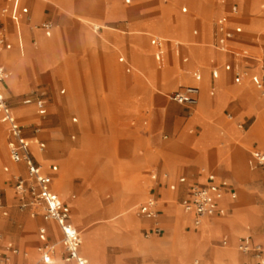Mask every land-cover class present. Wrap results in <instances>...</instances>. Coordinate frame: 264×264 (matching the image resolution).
I'll use <instances>...</instances> for the list:
<instances>
[{
  "label": "rangeland",
  "instance_id": "1",
  "mask_svg": "<svg viewBox=\"0 0 264 264\" xmlns=\"http://www.w3.org/2000/svg\"><path fill=\"white\" fill-rule=\"evenodd\" d=\"M89 1L105 2L110 6H113L115 1L120 14L104 18L101 10L87 4L86 0H52L51 5H46L41 0H0V28L6 30L9 36L13 35V40L17 43L16 48L13 44V49L6 52L11 53L13 58L10 57L9 60L5 57L7 62L9 61L6 97L18 119L24 123L26 135L32 138L38 134L37 140H46L43 151L39 150L37 142L30 144L33 145V152L42 171L51 173L52 165H58L57 172L53 174V188L55 187L67 203L71 220L80 232V251L92 264H102L94 239L103 233L105 264H171L174 256L190 259V264H202L203 256L198 253H201L209 242L202 239H207V236L212 238L220 228L218 221H223L226 225L224 230H221L222 233L220 232L218 237L209 239L211 242L208 244V250H234L238 256L237 264H255L256 259L250 254L238 251L236 236H253V231L264 232V170L251 171L247 166L252 146L264 147V98L259 87H264V64L263 69L251 82L252 71H247L239 79L222 76L218 80L219 87L224 82L230 91H233L250 83L247 92L231 96L212 118L209 119L204 114L201 122L196 121L211 107L210 97L207 100L203 98V82L207 83L208 78L207 59L199 52L193 51L191 61L186 65L187 68L197 67L204 73V79L200 83V100L192 115L183 105L169 98L172 90L179 84L190 83L191 79L179 76L172 86L166 88V80L161 78L159 83L154 80V88L150 78H144L141 73L143 67L135 62L136 58L131 56L129 47L131 41L145 38L142 55L148 57L154 65L153 50H148V37L139 33L147 31L142 24L148 22L149 32L162 35L166 41L167 54L160 71L164 76L172 77L178 71V59L171 51V41L176 38L175 35L189 44L190 49L205 45L204 42L197 46L190 43L188 32L191 33L194 21L189 23L187 32V25L181 24V19L178 20L172 14H161L160 7L170 5L173 0H131V3H126V0ZM205 1L208 4L214 2ZM237 2L240 5L241 0ZM38 3L50 9L49 17L54 23L49 38L51 49L46 60L40 56L42 44L38 38V28L44 17H41L42 7ZM29 4H38L35 23L32 20L31 7L28 9ZM6 5L8 12L3 15L2 7ZM15 5H21V8L14 17L12 11ZM181 5L183 1L179 0V12ZM250 11L251 7L244 4L238 16L242 17L241 14H249ZM74 12L80 13L81 18ZM191 14L198 15L190 10L188 15ZM95 15L101 17L93 21ZM143 16L147 17L133 19ZM14 22L19 24L23 39L11 34ZM95 24L100 26L97 32L92 28ZM244 27L249 35H253L257 30L245 24ZM208 35L211 40V23ZM89 36L93 43L95 37L100 38L104 46L91 45ZM33 38L38 41L35 45L32 43ZM118 41L127 44L125 57L114 46ZM256 44L259 46L256 52L260 60L263 46ZM35 53L38 54V60L25 61ZM15 60L22 64L19 69L16 68ZM262 60L264 62V55ZM127 67L131 68L130 72L126 71ZM160 82L166 87L163 88ZM62 89H65L63 94ZM218 94L219 89L212 99H218ZM69 96H72L71 102L66 100ZM39 98L46 101L42 108L37 106ZM135 100H140L145 107L136 112L127 110L126 106ZM239 100L252 103L254 109L250 112H237L233 104ZM93 102L99 107L97 113L94 112ZM96 115H100L99 125L94 120ZM73 117L78 118L77 123H73ZM190 118L196 122L190 124ZM144 120H147V125L142 129L140 124ZM133 121L135 125H132ZM208 123L212 125L206 127ZM83 126L94 138L91 147L84 145V137L80 133H77L74 140L70 138L74 130ZM6 137L7 131L0 123V233L3 237L0 247L11 241L20 253H27L26 264H43L42 259L46 257L43 258L38 250L41 245L38 229L45 226L47 221L43 218L42 207L31 205L22 208L19 205L15 176L21 173L13 169V163L8 156ZM165 138L174 145L182 138L184 145L191 148L196 146L194 139L197 140V149L189 151L169 146L168 149L171 148L179 154L194 156L199 149L208 148L198 153L192 161L180 162L168 159V152L156 148L157 140ZM136 141H140V149L132 153V146ZM217 147L224 150L225 154ZM6 166L9 167L8 171L4 170ZM203 167L206 168L205 171ZM209 172L219 173L231 180L235 184L237 196L232 202L224 201L227 207L233 209L230 213L209 219L210 227L203 226L204 221L208 219L204 218L201 230L197 232L193 231L191 220H187L184 214V194H178L167 205L163 202V196L169 192L176 194L169 186L177 185L180 177L185 176L187 180L180 187H187ZM151 174H156L157 179L152 180ZM21 175L26 176V169ZM87 182L91 184L88 189L84 188ZM134 182L140 185L141 193L124 201L123 204L129 208H112L135 189L131 187ZM149 192H155L156 195L159 193L160 211L154 219L146 218L138 210ZM83 194L89 195L84 209H74L70 202H79V199H75ZM4 210L7 211L6 215L3 214ZM135 217L143 222L134 230V233L144 240L142 242H145L140 248L141 251L134 250L132 245L126 242L129 232L122 230L130 225L137 226L140 220ZM229 224L233 236L228 230ZM153 226L159 227L162 234L146 232ZM106 231L109 235H106ZM224 235L229 239L225 246L220 243ZM61 239L56 227L54 236L50 238L54 253L49 254V264H74L66 261ZM255 243L264 247L259 242ZM19 261L22 262V258H19ZM224 262L228 264L229 260L225 259Z\"/></svg>",
  "mask_w": 264,
  "mask_h": 264
},
{
  "label": "crops",
  "instance_id": "2",
  "mask_svg": "<svg viewBox=\"0 0 264 264\" xmlns=\"http://www.w3.org/2000/svg\"><path fill=\"white\" fill-rule=\"evenodd\" d=\"M43 3H45L46 5H51L52 4V0H41ZM179 0H173V2L170 5H166V6H161V14L165 15H173L174 17L181 19V24L187 25L186 31L188 32V25L189 23H191V20L194 21L195 25L190 32H188L189 38H190V43H192V45L197 46L200 43H203L205 45L202 46H197V47H193V48H189V44L184 43L183 41H181L177 35L176 38H173V40L171 41V51L173 52V54L177 57L178 59V64H177V73H175L172 77H166L162 74V72L160 71L162 69V66L164 65V61H165V56L167 54V50H166V46H165V39L162 37V35L160 34H153L152 32H149V28L147 26V23L142 24V26H144L147 31L144 32H139L141 34L147 35L148 37V42L150 47L148 48V50H153V61H154V65H152L151 60L146 57L143 56L142 54L144 53V47L142 44H144V40L145 38L140 37L139 39L133 40L131 41L130 44V53L132 57H135V62L138 63L141 67H143L142 70V74L144 76V78L149 77L150 78V82L151 85L154 87V80L159 83V80L165 79V84L167 85V87L163 84V82H160L163 86V88H169L170 86H172L173 83H175V80L177 77H188L189 79H191V82L188 84H179L174 90L171 91V94L177 90H180L184 87H188V86H193V87H197L198 88V95H197V102L193 105H189V104H180L183 105L186 109H188L190 112L193 113L195 112L194 107H196V105H198L199 100H200V96H201V82L204 79V73L197 67H190L187 68L186 65L189 64V62L191 61V57H192V52L196 51L199 52L203 58L207 59V68H206V72L208 74V78H207V86L205 88V91L207 92L208 96L211 99V107H209L207 110H205V113H202L200 116L199 120L196 121H202V116L205 114L210 118H212V116L215 113H218L220 111V109L222 108V106L226 103V101L231 97V96H239L241 94H243V92H247L248 88H249V84H246L245 86H239L238 88H236L233 91H230L229 86L226 83H222V85L219 87V83L218 80L223 76V77H231L232 79H239L243 74H245L247 71H252L251 72V76H250V82L252 79H254L257 74L260 72L261 69H263V60L262 57L264 55V0H260V2L255 1V0H241L240 5L237 2V0H214V2L212 4H208L205 0H182L183 1V5H181L180 7V12L177 9V2ZM31 3V2H29ZM86 3L89 4L90 6H94L96 8H98L99 10H101L103 16L102 17H106V18H111V17H115L118 14H120V12L117 10V6L115 4V1H113L112 5L110 6L109 4L105 3V2H95V1H89L86 0ZM126 3H131V0H126ZM39 4V3H38ZM38 4H29L28 5V9H30L31 7V11H32V20L33 22H37V5ZM244 4L248 5L251 7V11L249 12V14H241L242 17L238 16L239 12L241 11V8H244ZM22 5V4H21ZM21 5L19 6H14V10L12 11V16H17L19 9L21 8ZM42 7V14L41 17H44L41 24L45 21H50L51 23H53V20L49 17L50 14V9L49 8H45L41 5V3L39 4ZM237 7L236 11L232 10L233 6ZM253 5V6H252ZM3 8H7V5L2 7ZM191 11H195L198 13V15H188ZM3 14V13H2ZM6 14V13H5ZM3 14V15H5ZM74 14H77L80 18H81V14L78 12H74ZM98 15H95V17L92 18V20H96L98 19ZM144 17L147 16H143V17H138V18H133V19H143ZM219 19H224L226 21L227 26L230 29H235L236 27H241V32L235 34V36L231 39H228L225 43V48L222 49L219 46V33L217 30V21ZM241 20V21H240ZM243 21V22H242ZM25 23L27 25L28 22L25 20ZM210 23H211V40L209 39V27H210ZM245 25H249L251 28H255L257 29L256 32L253 35H249L246 32V29L244 27ZM53 28H54V23H53ZM93 30L95 32H97L98 30H100V26L95 24L93 25ZM3 29V28H2ZM39 29V40L42 44V53H40V56L42 59L46 60L48 59V51L51 49V40L49 39L51 37L47 36L44 32V30L41 28ZM7 34L8 37V41L11 43V48L8 50H3L0 53V64L4 65L5 68L7 69L8 72V62L5 58V54L6 52H9L10 50L13 49V44L15 45V48L17 46V43H15V41L13 40V35L12 37L9 36L8 32L6 30H4ZM53 31V29H52ZM255 31V30H253ZM179 33V31L177 32ZM11 34H16L18 35V37L22 38V33H21V28L19 26L18 23L14 22V26H13V32ZM52 34V32H51ZM37 36V35H36ZM102 40H100V38L95 37L94 43L93 40L91 39V37L89 36V43L91 45H102L104 46L103 42H101ZM37 40L36 38L32 39V43L35 45L37 44ZM260 44L263 46V53L261 55V59L259 60L258 54L256 52V49L259 48V46L256 44ZM114 46L119 49V51L121 52L122 56H124V54L126 55L127 50H126V46L127 44L124 43L123 41H118L117 43L114 44ZM258 50V49H257ZM38 54L35 53L30 57H27L25 59V61H34V60H38L37 56ZM138 55V56H137ZM256 61H258V63H256ZM16 62V68L19 69L21 67L22 64H20L18 61H14ZM226 65H230V68L227 69ZM127 72L131 71L130 67L126 68ZM9 74V73H8ZM200 75V78H197L196 75ZM146 76V77H145ZM7 80V79H6ZM7 82L5 81L4 84V89H5V96H6V91H7ZM155 88V87H154ZM217 89H219V98L218 99H212L213 96H215ZM65 92V89L61 90V94H63ZM158 92V91H157ZM159 93V92H158ZM171 94L169 96L170 100L171 99ZM71 97L69 96L68 99H66L67 101L71 102ZM7 98V97H6ZM39 100H42L43 103L45 104V100L39 98L37 100V102ZM63 101V100H62ZM173 101V100H172ZM242 100L236 101L233 104V107L237 110V112H250L254 109V106L252 105V103L250 102H246ZM8 102V99H7ZM175 102V101H174ZM94 103V112H99V107L97 105L96 102ZM177 103V102H176ZM9 104V103H8ZM43 104V105H44ZM179 104V103H177ZM10 105V104H9ZM11 106V105H10ZM43 107V106H42ZM41 107V108H42ZM145 107V105L140 101V100H135L134 103L129 104L126 106V109L129 111H139L141 109H143ZM13 112L15 113L16 117L17 114L14 110V108L11 106ZM39 108V107H38ZM55 108V107H52ZM52 108L50 109V111H52ZM61 109H62V105L60 102V109L59 112L61 113ZM49 112V111H48ZM47 112V113H48ZM83 112V111H82ZM81 112V113H82ZM59 113V115H60ZM44 115V114H43ZM42 116V115H41ZM100 116V115H99ZM99 116L96 115L94 116V120L96 122L97 125L100 124V120H99ZM60 118V117H59ZM192 118V116H191ZM190 118L189 123L191 124L192 122H196L193 121ZM18 119V117H17ZM20 125L22 126L23 129V135L26 139H28V141L32 142L33 145L36 143L37 138H38V134H36L34 137L29 138L26 133H25V125L24 123H22L19 119H18ZM73 123H77L78 122V118L77 117H73L72 118ZM0 123L5 127L6 131H7V137H6V146H7V151H8V123L6 122L4 115L0 112ZM132 125H135V122H132ZM141 127L142 129H144L147 125V120H144L141 122ZM212 124L209 125V123L206 125L207 126H211ZM205 127V128H206ZM86 127H79L76 130H74L71 134H70V138L72 140H74L76 138L77 133H80L81 136L84 137L83 141H84V145L86 147H91L93 146L94 143V138L91 134V132H89L88 130L86 131L85 129ZM204 128V130H205ZM37 131V130H36ZM203 131V130H202ZM201 131V132H202ZM200 132V133H201ZM202 135H204V133H202ZM86 139V140H85ZM167 138L165 139H158L157 142L155 143L156 148L159 151H166L167 153V158L168 159H174L180 162H186V161H192V159H195L197 157V154L206 150L205 149H199L194 156H189V155H184V154H179L177 153V151L173 150V149H168L169 146L170 147H176L179 149H183L186 151L189 150H193V149H197V140L194 139L195 145L194 147H190V146H185L184 145V141L181 138L180 141L178 142V144H172L169 143L168 141H166ZM38 141L43 142L44 144H46V140L45 139H40ZM140 141H136L135 144L132 146V153L138 152L140 149V145H139ZM33 145L31 146L30 144V149H31V153L32 156L34 158V160L39 164V162L37 161V156L35 155V153L33 152L34 150L32 149ZM221 152H224V150H221L219 147H217ZM40 151H43V149H40ZM242 151V150H241ZM253 151H264V147H260V145H253L251 150L249 151V156L247 159V166L251 171L257 170V169H262L260 167L257 168H252L249 165V159L251 157V154ZM9 156V154H8ZM10 159V158H9ZM166 159V160H168ZM185 159V160H184ZM11 161V160H10ZM12 162V161H11ZM65 162L68 163V160H66ZM13 163V162H12ZM15 165H17V172L18 173H24L25 172V167L22 164H16L13 163ZM52 166H56L57 170H58V165L53 164ZM203 171H205V167L202 168ZM5 171L9 170V167L6 166L4 167ZM57 170H52L51 169V173L45 172L43 171L45 174H48L51 177V187L53 189V191L61 198V196L59 195V192L53 188V184L54 181L53 179L55 178V174L57 172ZM264 170V169H262ZM213 173L216 175V177L218 179H226L228 180V178L222 176L219 173H215V172H209L208 174ZM207 174V175H208ZM207 175H202L199 179V181H197L196 183L193 184H188L187 187L183 186L180 187V185L182 186V184H185L187 182L186 177L182 176L178 179V184H171L169 187L171 190H175L176 194H174L173 192H169V193H165L163 196V202L167 204L171 203L173 201V199H175V197L178 194H184V200L186 198L189 197L190 195V190L192 185L194 184H206L207 183ZM151 179L152 180H156L157 179V175L156 174H151ZM181 178H185L184 182H180ZM231 185L233 186V189L236 193V188H235V184L231 181L228 180ZM174 185V188H172V186ZM91 186L90 182H87L84 188H89ZM131 187L135 188L133 189L130 193H128L127 198L121 199L119 200L117 203H115L113 205L112 208H115V210H117V208L119 207H127L125 206L123 203L126 199H133L134 196L138 193H141V188L140 185L137 182H134ZM86 189V190H87ZM159 194V193H158ZM158 194L156 195L155 192H149V194L146 196V198L143 200V202L140 204L139 206V213L143 214L140 212V207L145 204L146 202H148L149 200H154L156 203V209L159 212V205H158V200H159V196ZM237 196V194H236ZM62 199V198H61ZM79 202H75L74 200H72L70 202L71 206L75 209L77 208L78 210H82L84 209L85 204L88 202L89 199V195L83 194L81 195V197L75 199L78 200ZM236 199L232 198L231 195L229 193H227L220 201H219V205L220 208L218 209V211L212 215H206L204 216V218H208L213 220L214 217L217 216H221L224 213H230L233 209L231 207H226V205H223L225 200L228 201H234ZM63 201V199H62ZM223 201V202H222ZM64 202V201H63ZM161 202V203H163ZM66 203V202H64ZM67 204V203H66ZM183 205V204H182ZM129 208V207H127ZM226 209V210H225ZM184 210V208H183ZM184 214H187L190 217L191 223H192V228L193 231H197L200 232L201 228V224L203 222V219L201 221V223L199 225L195 224V216L194 214L191 212H187L184 210ZM146 218L148 219H154L155 217H149L146 214H143ZM135 216V215H134ZM180 217V216H179ZM137 218V217H135ZM139 219V218H137ZM45 220V219H44ZM70 220H71V216H70ZM140 220V219H139ZM47 221V224L45 226H41V227H45L46 231H47V235H48V241L51 243L50 238H52V235L54 236L56 227L58 228L61 237H62V233L60 230V227L58 226V224L54 221ZM72 222V220H71ZM152 223V222H151ZM73 224V222H72ZM141 224H143L142 220H140L139 224L137 226L135 225H130L127 229H122L120 226L116 225L117 228H120L122 230H125L127 232H129L128 236L126 237V242H128L129 244L132 245L133 249L136 251H141L140 248L143 247L145 245V242L143 239H141L136 233H134V230L136 228H138V226H140ZM74 225V224H73ZM75 226V225H74ZM224 226L226 225H222L220 226L219 230L217 231V233L212 236V238L207 236V239H202L203 241H209L208 244L211 242L209 239H214L216 237H218V234H220L221 230H224ZM39 227V229L41 228ZM76 227V226H75ZM156 226L153 227H149L148 230H146V232H150L153 231L155 229ZM223 227V229H222ZM77 228V227H76ZM39 229H38V237H39ZM78 229V228H77ZM97 229V228H96ZM230 234L232 235V227L231 224H229V228H228ZM79 231V230H78ZM195 232V233H197ZM222 233V232H221ZM253 236L251 234H239L237 235V241H236V247L238 249V251H240L241 253L244 254H250L254 259H256L255 264H264V252H263V259L260 260L254 253V251H249V252H243L241 251L238 246L239 243L241 242L242 239L244 238H249L253 244H256L255 242H259L261 244L264 245V232H255L253 231ZM162 234V230L160 229V232L157 233V235ZM106 235H109V232L106 231ZM103 233H100L99 235H97L94 239L96 245H97V249H98V257L100 258V261L102 264H105V256L103 253V246H104V239L102 238ZM148 236V235H147ZM206 236V235H205ZM233 236V235H232ZM40 240V239H39ZM223 240H226L227 243L229 241L227 235H224L221 240L220 243L225 246L226 244H223ZM41 242V241H40ZM81 243H82V238H81ZM208 244L205 247V249H203V251H201V255L203 256V262L202 264H227L224 262L225 259L229 260L228 264H237V259L238 256L236 255V252L234 250H220V249H210L208 250ZM260 245V244H259ZM262 247V245H261ZM264 249V247H262ZM64 252V249H63ZM79 253L80 255H82L86 260H87V264H90L91 262H89L88 258L86 257V255L84 253H82L80 251L79 248ZM27 253L23 254V253H19L18 255L14 256V261L16 262V260H18V262H16L17 264H26L25 262L27 261L26 258ZM237 257V258H236ZM19 258H22V262L19 261ZM50 259H51V255H49L46 259H42V263L43 264H49L50 263ZM67 261V260H66ZM67 262H73L74 264H76V262L74 261H67ZM198 262V261H197ZM92 264V263H91ZM145 264H150V262L145 263ZM171 264H190V259H185L180 258V257H176L174 256L171 259Z\"/></svg>",
  "mask_w": 264,
  "mask_h": 264
},
{
  "label": "built area",
  "instance_id": "3",
  "mask_svg": "<svg viewBox=\"0 0 264 264\" xmlns=\"http://www.w3.org/2000/svg\"><path fill=\"white\" fill-rule=\"evenodd\" d=\"M233 11L237 10L234 5ZM8 12L7 8L2 9V13ZM47 36L51 35L53 23L45 21L41 24ZM217 30L219 33V46L224 49L225 43L235 34L241 32V27L230 29L224 19L217 21ZM11 48V43L4 29L0 28V53L3 50ZM229 69L230 65H226ZM8 72L4 65L0 64V112L4 115L8 123V154L13 163L22 164L26 169V176L18 174L15 176V190L18 196L20 207L39 206L43 209V218L48 221H54L60 227L62 233V245L64 249L65 259L74 261L76 264H87V260L80 255L79 247L81 245V235L78 229L70 220V211L66 203L53 191L51 187V177L45 174L41 166L34 160L30 141L23 135V129L20 125L15 113L7 102L5 96L4 84L7 79ZM200 78V75H196ZM261 88V94L264 98V87ZM198 88L193 86L184 87L171 94V99L179 104L193 105L197 102ZM43 101L39 100L37 106L41 108ZM41 149L45 144L41 141H36ZM249 165L252 168L260 167L264 169V151H253L249 159ZM53 170H57L53 166ZM185 178H181L180 182H184ZM174 188V185L172 186ZM2 189L0 188V195ZM229 193L232 198L236 197V193L231 183L226 179H218L215 174L207 175L206 184H194L191 187L190 195L183 201V208L187 212H191L195 216V224L199 225L201 219L206 215H212L219 209V201ZM140 212L149 217H155L158 214L156 203L154 200H149L140 207ZM6 215L7 211H3ZM154 232L159 233L160 228L155 227ZM39 239L41 245L38 250L43 258H47L49 254L54 253L53 245L48 241V235L45 227L39 229ZM3 242V237L0 233V243ZM227 241L223 240V244ZM238 248L243 252L254 251L255 255L262 260L264 249L259 244H253L249 238H244L239 243ZM20 253L16 245L11 241L5 242L0 247V264H17L14 261V256Z\"/></svg>",
  "mask_w": 264,
  "mask_h": 264
},
{
  "label": "bare ground",
  "instance_id": "4",
  "mask_svg": "<svg viewBox=\"0 0 264 264\" xmlns=\"http://www.w3.org/2000/svg\"><path fill=\"white\" fill-rule=\"evenodd\" d=\"M83 19V18H82ZM14 37V36H13ZM19 38V37H18ZM17 51V50H16ZM13 55V54H12ZM5 57L7 58V59H11L12 57H11V53H7V54H5ZM11 57V58H10ZM22 57V56H21ZM13 59V58H12ZM9 62V61H8ZM207 83L206 82H203V98L205 99V100H207L208 99V94H207V92L205 91V88H206V86L208 85H206ZM1 156V155H0ZM13 169L14 170H16L17 169V167H16V165L15 164H13ZM223 202V201H222ZM232 202V201H231ZM223 205H226V203L224 202L223 203ZM226 207H227V205H226ZM219 208H220V206H219ZM226 210V209H225ZM192 214V213H191ZM225 214V213H224ZM223 214V215H224ZM186 218H187V220H190V217L186 214ZM204 218V217H203ZM202 218V219H203ZM202 219H201V221H202ZM222 225H225V223L223 222V221H218V226L220 227V226H222ZM203 226H206V227H210L211 226V224H210V220L209 219H207V220H205L204 221V223H203ZM193 236H194V234H193ZM236 252V251H235ZM198 254H200V253H198ZM237 258V257H236Z\"/></svg>",
  "mask_w": 264,
  "mask_h": 264
}]
</instances>
